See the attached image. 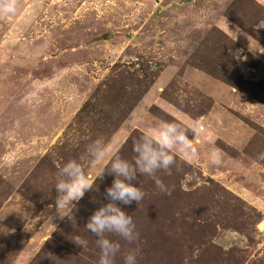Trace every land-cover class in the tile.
<instances>
[{"label": "rangeland", "instance_id": "374dc122", "mask_svg": "<svg viewBox=\"0 0 264 264\" xmlns=\"http://www.w3.org/2000/svg\"><path fill=\"white\" fill-rule=\"evenodd\" d=\"M16 5L0 16V264H97L84 225L114 177L106 159L95 180L85 146L101 140L131 160L161 120L184 127L199 158L177 155L170 174L157 172L170 195L138 174L143 199L119 206L139 236L108 234L120 244L114 264L129 251L137 264H264V0ZM69 159L94 188L57 210Z\"/></svg>", "mask_w": 264, "mask_h": 264}, {"label": "clouds", "instance_id": "9594fccd", "mask_svg": "<svg viewBox=\"0 0 264 264\" xmlns=\"http://www.w3.org/2000/svg\"><path fill=\"white\" fill-rule=\"evenodd\" d=\"M16 0H0V16L8 17L16 14ZM256 27L264 28L258 23ZM192 131H199V123L193 125ZM132 151L135 153L131 160L120 155H111L112 148L101 140H91L85 146V155L90 165L99 166L95 180L102 177L105 172L103 162L108 159L107 171L114 178L111 186L104 192L102 203L89 216L84 227L95 238L99 249L97 264H114V257L120 251V244L108 238V234L120 237L122 240L133 243L138 239V232L130 215L119 205L138 204L144 197V192L133 182L137 176L151 178L159 191L166 195L171 194L167 187L156 175L158 171L170 174L171 167L179 155L183 160L191 163L199 158L197 149L189 139L187 130L176 122L158 121L151 129L144 132L133 143ZM207 162L212 166L222 163L219 151L213 149L206 154ZM258 159L264 160V153ZM87 175L82 164L75 159H69L57 171L54 183L55 207L57 210L72 205L79 201L86 191L92 190L94 181ZM59 214V212H57ZM61 218L62 215L59 214ZM74 242L84 247L87 241L76 237ZM123 264H137L134 251H129L123 256Z\"/></svg>", "mask_w": 264, "mask_h": 264}]
</instances>
